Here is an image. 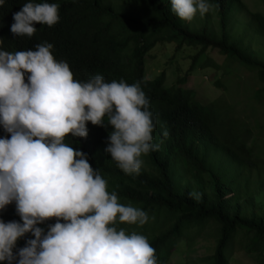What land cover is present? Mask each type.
Instances as JSON below:
<instances>
[{"label": "trees", "instance_id": "1", "mask_svg": "<svg viewBox=\"0 0 264 264\" xmlns=\"http://www.w3.org/2000/svg\"><path fill=\"white\" fill-rule=\"evenodd\" d=\"M260 1L259 11L250 10L242 0H209L216 7L191 22L173 12L171 0H4L0 6V50H35L37 44L46 42L53 45L55 59L68 63L78 81L100 75L105 82H140L156 122L153 143L160 147L142 156L139 175L125 174L106 152L113 130L106 119L104 126L87 122L86 138L69 136L65 143L86 154L88 163L108 181V191H115L120 203L145 211L153 208L150 213L155 215L164 210L168 225L161 229L165 224L150 226L153 232L146 236L155 249L157 264H167L180 239L188 234L186 241L197 238L210 220L216 224L218 237L213 251L201 261L230 264L233 236L240 229L237 242L264 264V208L260 207L264 194L256 193L262 192L259 188L264 184V153L257 154L253 141H261L264 128L254 132L247 122L226 111L235 127L221 139V125L211 105L198 102L192 89L182 85L185 74L168 85L163 84V70L152 78L143 77L148 50L157 39L175 36V49L183 44L199 46L193 60L200 51L212 47L236 66L253 70L263 84L259 93L264 97V56L249 43L254 33L264 36V0ZM27 2L58 4L59 22L52 27L35 24L37 31L31 38L14 36L10 31L13 14ZM239 15L243 16L240 20ZM234 25L238 33L233 31ZM165 130L167 137L162 135ZM0 138H10L2 126ZM254 162L263 167L253 169ZM191 192L201 194L199 202L189 195ZM0 220L20 222L14 202L0 210ZM55 222L51 219L38 226L47 232ZM128 226L116 224L131 234ZM144 231L139 228V232ZM32 238L31 233L20 238L16 249Z\"/></svg>", "mask_w": 264, "mask_h": 264}, {"label": "clouds", "instance_id": "2", "mask_svg": "<svg viewBox=\"0 0 264 264\" xmlns=\"http://www.w3.org/2000/svg\"><path fill=\"white\" fill-rule=\"evenodd\" d=\"M171 7L191 22L216 6L209 0H171ZM59 19L58 4L27 2L13 14L10 31L31 38L35 24L52 27ZM52 48L45 42L35 50H0V126L10 134L0 138V210L14 202L20 217V222L0 220V262L157 264L146 236L116 227L143 226L148 212L120 203L86 154L65 143L69 136L86 138L87 122L104 126L106 119L113 129L106 152L125 174L139 175L142 156L160 147L153 143L156 122L149 100L140 82H105L100 75L87 82L74 79ZM189 195L201 199L198 192ZM51 219L56 222L47 232L38 226ZM28 233L34 238L16 249Z\"/></svg>", "mask_w": 264, "mask_h": 264}, {"label": "rangeland", "instance_id": "3", "mask_svg": "<svg viewBox=\"0 0 264 264\" xmlns=\"http://www.w3.org/2000/svg\"><path fill=\"white\" fill-rule=\"evenodd\" d=\"M242 1L250 10H262L260 0ZM242 18L243 16L239 15V20ZM232 29L235 33L239 32L235 31L238 30L236 25ZM176 41L177 38L175 36L167 40H156L155 44L145 55L144 78H152L160 70H163V84L168 85L185 74L182 85L192 89L193 96L198 102L211 105L210 108L216 115L217 123L221 125V139H224L225 135L227 138V131L231 127L232 130L235 127L234 122L228 121L225 114L226 111L234 113L230 115H236L243 122H247L249 126H252L254 132L264 128V97L259 93V89H262L263 84L257 80L253 70H246L239 65L236 66L212 47H207L200 51L199 55L193 60L192 55L195 54L199 46L183 44L178 49H175ZM249 43L252 48L264 56V36L254 33ZM205 59V64L200 65L199 62H204ZM260 139L261 141L253 140L255 142L254 150H256L258 155L264 153V141H262L264 136H260ZM250 140L252 141V137L246 139V143H249ZM254 165L253 169L257 168V170H259L260 166L261 168L263 167L258 162H254ZM223 170H226L225 174H227V169L223 168ZM256 177L259 178L257 175ZM259 190H262V192L256 190V193L264 194V184ZM260 207L264 208V203ZM152 210L153 208L146 210L150 219L145 225L133 224L128 226V229L132 232L149 236L153 232L149 230L150 226L165 224L158 228L161 229L168 225V222L165 221L164 210L157 212L156 215L150 213ZM208 223L210 224L192 241L185 240L189 234L181 238L171 251L167 264H205L201 260L213 251L218 237L216 224L212 220ZM139 228L144 229V233L139 232ZM239 231L240 229H237L233 236L235 249L230 257V264H260L254 252L245 251L240 246V242H237Z\"/></svg>", "mask_w": 264, "mask_h": 264}]
</instances>
